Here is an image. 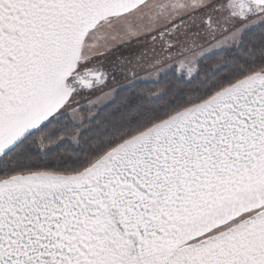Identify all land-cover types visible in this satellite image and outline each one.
I'll list each match as a JSON object with an SVG mask.
<instances>
[{
    "label": "snow or ice",
    "instance_id": "snow-or-ice-1",
    "mask_svg": "<svg viewBox=\"0 0 264 264\" xmlns=\"http://www.w3.org/2000/svg\"><path fill=\"white\" fill-rule=\"evenodd\" d=\"M0 264H264V0H0Z\"/></svg>",
    "mask_w": 264,
    "mask_h": 264
},
{
    "label": "trees",
    "instance_id": "trees-1",
    "mask_svg": "<svg viewBox=\"0 0 264 264\" xmlns=\"http://www.w3.org/2000/svg\"><path fill=\"white\" fill-rule=\"evenodd\" d=\"M171 79H165V80H161V82L159 84H149L147 86L141 85V87L143 88V94L145 96L150 94V90L152 94L158 93L162 90H164L165 88L169 87L171 85ZM133 102H137L135 99H133ZM59 154H63L64 153V149L61 148L58 150ZM53 156L57 155V154H52Z\"/></svg>",
    "mask_w": 264,
    "mask_h": 264
},
{
    "label": "rangeland",
    "instance_id": "rangeland-1",
    "mask_svg": "<svg viewBox=\"0 0 264 264\" xmlns=\"http://www.w3.org/2000/svg\"><path fill=\"white\" fill-rule=\"evenodd\" d=\"M133 49H135V45L133 46ZM138 75L142 78V79H148V75L145 72H138Z\"/></svg>",
    "mask_w": 264,
    "mask_h": 264
},
{
    "label": "flooded vegetation",
    "instance_id": "flooded-vegetation-1",
    "mask_svg": "<svg viewBox=\"0 0 264 264\" xmlns=\"http://www.w3.org/2000/svg\"><path fill=\"white\" fill-rule=\"evenodd\" d=\"M137 46H135V48H136Z\"/></svg>",
    "mask_w": 264,
    "mask_h": 264
}]
</instances>
